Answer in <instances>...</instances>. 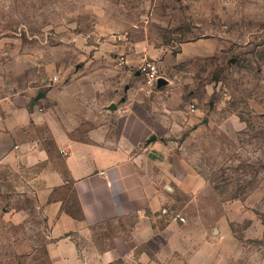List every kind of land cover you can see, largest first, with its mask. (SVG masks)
I'll list each match as a JSON object with an SVG mask.
<instances>
[{
    "label": "rangeland",
    "instance_id": "obj_1",
    "mask_svg": "<svg viewBox=\"0 0 264 264\" xmlns=\"http://www.w3.org/2000/svg\"><path fill=\"white\" fill-rule=\"evenodd\" d=\"M198 49L209 54L193 56ZM122 56L137 64L120 66ZM142 59L159 63L170 95L184 93L189 126L166 166L209 191L199 208L177 191L167 212L204 226L213 216L218 231L227 218L238 257L264 261V0H0V81L64 86L86 68L104 69V84L123 92L138 88ZM32 175L0 170V264H49L50 225L40 187L25 180ZM129 226L94 227L90 240L76 237L78 247L104 249Z\"/></svg>",
    "mask_w": 264,
    "mask_h": 264
},
{
    "label": "crops",
    "instance_id": "obj_2",
    "mask_svg": "<svg viewBox=\"0 0 264 264\" xmlns=\"http://www.w3.org/2000/svg\"><path fill=\"white\" fill-rule=\"evenodd\" d=\"M86 71L64 86L53 79L45 85L0 81V170L33 173L25 180L40 187L50 225L49 264H250L248 256L238 257L241 245L225 227L227 218L218 231L213 216L204 226L184 212H167L177 191L191 192L198 208L209 192L206 181L184 183L166 166L189 126L183 91L170 95L168 82L149 96L139 86L122 92L104 84V69ZM64 190L80 208L71 210L75 216L66 211L70 195ZM118 222L130 226L108 247L80 250L77 236L90 240L94 227Z\"/></svg>",
    "mask_w": 264,
    "mask_h": 264
},
{
    "label": "built area",
    "instance_id": "obj_3",
    "mask_svg": "<svg viewBox=\"0 0 264 264\" xmlns=\"http://www.w3.org/2000/svg\"><path fill=\"white\" fill-rule=\"evenodd\" d=\"M127 61L122 56L120 59L119 65H126ZM160 65L158 62L154 60L144 59L140 64L138 69V75L141 78V82L139 84V91L145 95H152L159 87L158 81L163 78L160 74ZM57 79H54V81ZM184 222V219H180Z\"/></svg>",
    "mask_w": 264,
    "mask_h": 264
},
{
    "label": "water",
    "instance_id": "obj_4",
    "mask_svg": "<svg viewBox=\"0 0 264 264\" xmlns=\"http://www.w3.org/2000/svg\"><path fill=\"white\" fill-rule=\"evenodd\" d=\"M167 84H168V81L165 80V79H163V78H161V79L158 81V87H159V88H160V87H163V86H166ZM113 109H115V107H114Z\"/></svg>",
    "mask_w": 264,
    "mask_h": 264
},
{
    "label": "trees",
    "instance_id": "obj_5",
    "mask_svg": "<svg viewBox=\"0 0 264 264\" xmlns=\"http://www.w3.org/2000/svg\"><path fill=\"white\" fill-rule=\"evenodd\" d=\"M74 206H75V208L77 209V213H79L80 212V208L77 206V204H74ZM72 210V208H68L66 211L68 212V213H70L72 216H75L76 214H74L75 212H73V211H71Z\"/></svg>",
    "mask_w": 264,
    "mask_h": 264
}]
</instances>
